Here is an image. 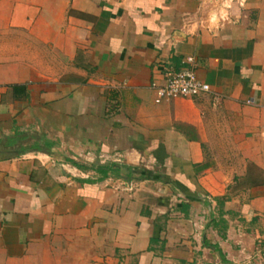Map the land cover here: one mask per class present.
<instances>
[{
  "label": "crops",
  "instance_id": "crops-1",
  "mask_svg": "<svg viewBox=\"0 0 264 264\" xmlns=\"http://www.w3.org/2000/svg\"><path fill=\"white\" fill-rule=\"evenodd\" d=\"M0 150V264H264V0H0Z\"/></svg>",
  "mask_w": 264,
  "mask_h": 264
},
{
  "label": "built area",
  "instance_id": "built-area-1",
  "mask_svg": "<svg viewBox=\"0 0 264 264\" xmlns=\"http://www.w3.org/2000/svg\"><path fill=\"white\" fill-rule=\"evenodd\" d=\"M223 6L228 8L226 4ZM191 60L188 59L192 64ZM151 87L155 90L157 100L176 96L193 97L211 92L210 85L197 77L193 67L166 70L161 82L152 81Z\"/></svg>",
  "mask_w": 264,
  "mask_h": 264
},
{
  "label": "trees",
  "instance_id": "trees-1",
  "mask_svg": "<svg viewBox=\"0 0 264 264\" xmlns=\"http://www.w3.org/2000/svg\"><path fill=\"white\" fill-rule=\"evenodd\" d=\"M12 89H13V92L15 93V89H17V86L16 85H12ZM22 89H23V87H22ZM16 135H12V136H9V137H6L5 139H6V144L8 145H11V144H13V141H15L16 142V139H17V137H15ZM36 146H38V145H36ZM23 149H25V148H22V150ZM0 153H8V154H13L14 152H5V151H1L0 150ZM81 167V166H80ZM93 169L95 170V171H97L98 173H100L101 174V176H105L109 171H114V170H117V169H114V168H112L111 167V165H95L94 167H93ZM134 170H138L140 173H141V175H144L145 174V172H144V170L143 169H134ZM153 240V239H152Z\"/></svg>",
  "mask_w": 264,
  "mask_h": 264
},
{
  "label": "water",
  "instance_id": "water-1",
  "mask_svg": "<svg viewBox=\"0 0 264 264\" xmlns=\"http://www.w3.org/2000/svg\"><path fill=\"white\" fill-rule=\"evenodd\" d=\"M114 167L118 168L126 177L130 173V168L119 163L114 164Z\"/></svg>",
  "mask_w": 264,
  "mask_h": 264
},
{
  "label": "rangeland",
  "instance_id": "rangeland-1",
  "mask_svg": "<svg viewBox=\"0 0 264 264\" xmlns=\"http://www.w3.org/2000/svg\"><path fill=\"white\" fill-rule=\"evenodd\" d=\"M137 172L140 173L138 170H137ZM139 175H141V173Z\"/></svg>",
  "mask_w": 264,
  "mask_h": 264
}]
</instances>
